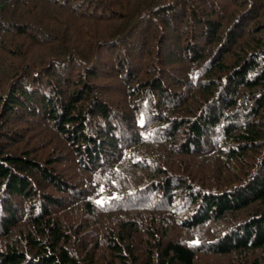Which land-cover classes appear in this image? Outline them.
Returning a JSON list of instances; mask_svg holds the SVG:
<instances>
[{
	"label": "trees",
	"instance_id": "obj_1",
	"mask_svg": "<svg viewBox=\"0 0 264 264\" xmlns=\"http://www.w3.org/2000/svg\"><path fill=\"white\" fill-rule=\"evenodd\" d=\"M0 264H264V0H0Z\"/></svg>",
	"mask_w": 264,
	"mask_h": 264
}]
</instances>
